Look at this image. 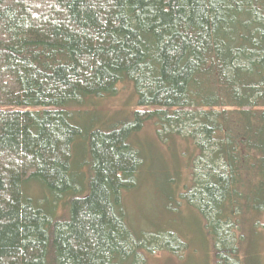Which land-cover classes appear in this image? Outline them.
Listing matches in <instances>:
<instances>
[{"label": "trees", "instance_id": "obj_1", "mask_svg": "<svg viewBox=\"0 0 264 264\" xmlns=\"http://www.w3.org/2000/svg\"><path fill=\"white\" fill-rule=\"evenodd\" d=\"M121 82L140 109L74 121ZM149 121L197 149L182 196L217 263L245 264L235 226L264 213V0H0V264H147L172 241L135 231L125 203Z\"/></svg>", "mask_w": 264, "mask_h": 264}, {"label": "rangeland", "instance_id": "obj_2", "mask_svg": "<svg viewBox=\"0 0 264 264\" xmlns=\"http://www.w3.org/2000/svg\"><path fill=\"white\" fill-rule=\"evenodd\" d=\"M116 88L118 92L113 96L79 105L78 109H74V121L84 126L102 122L107 125L112 121L127 119L134 110L141 108L133 83L121 82ZM158 129L153 121H149L133 138L134 143L140 145L145 167L136 188L125 195L127 212L135 231L155 235H148L150 240L152 237L160 240V232L175 236L172 241L166 238L164 243H158L162 244L160 249L148 252L147 264H218L205 221L199 210L182 196L186 188L191 187L194 156L199 152L192 142H186L185 137L167 138ZM78 144L75 150L77 168L87 173L82 163L88 144L83 140H79ZM155 184H160L163 189ZM256 222L252 218L235 226L240 238L237 241L240 255L245 264L260 261L264 264V213L259 215ZM181 241L184 247L178 246Z\"/></svg>", "mask_w": 264, "mask_h": 264}]
</instances>
